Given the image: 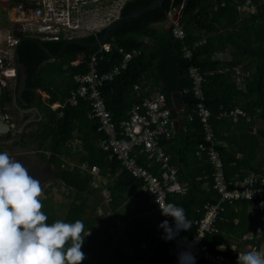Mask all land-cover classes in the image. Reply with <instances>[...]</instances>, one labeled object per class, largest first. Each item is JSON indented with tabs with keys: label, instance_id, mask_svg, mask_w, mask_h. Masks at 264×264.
I'll return each mask as SVG.
<instances>
[{
	"label": "trees",
	"instance_id": "trees-1",
	"mask_svg": "<svg viewBox=\"0 0 264 264\" xmlns=\"http://www.w3.org/2000/svg\"><path fill=\"white\" fill-rule=\"evenodd\" d=\"M20 1L8 3L12 6ZM154 1L127 0L120 16L141 11ZM246 6L254 10L248 12ZM173 9H181L184 39L175 38L170 27H156L168 21ZM105 34L103 29L97 36L44 42L23 36L17 47V83L13 88H3L2 105L9 111L16 92L17 103L41 112L31 142L37 144L35 151L40 159L53 166L54 176L74 193L69 195L72 201L63 205V217L58 214L60 204L54 208L50 200L42 201L41 210L49 217L48 223L79 219L85 232L90 231L81 248L86 254L81 264H102L106 260L107 264H172L175 247L162 239L164 232L157 228L164 216L153 197L142 190V183L99 148L98 121L89 116V103L81 100L76 106L66 104L52 109L53 104H64L69 99L79 86V78L89 71L87 62L72 66L69 61H76L77 54L86 60L97 54L95 44ZM108 43L111 51L97 54L100 73L111 71L123 61L120 49L142 51L129 62L126 71L101 90L115 124L119 127L132 107L154 92L164 94L170 106L175 107L174 118L182 117L181 130L164 146L169 164L178 168L181 181L187 185L186 194H176L169 202L184 209L191 227L181 231L192 239L197 233L195 222L203 218L208 203H220L221 195L213 189V167L207 151L198 155L200 144L207 148L210 144L197 114L199 101L189 71L199 68L206 80V105L213 112L214 139L220 142L217 148L227 180H240L250 173L264 174V160L254 164L264 129L258 133L253 130L257 120L264 121V0H164L153 10L117 22L110 30ZM185 47L192 50V58H185ZM219 53L228 57L220 58ZM135 85L140 87L138 92ZM43 93L48 97L44 98ZM238 108L246 112L239 114L238 120L233 116L220 117L223 112ZM76 141L80 148H73ZM17 142L22 144L24 138ZM72 162L73 167L69 165ZM143 164L153 172L158 170L148 162ZM93 167L98 168L100 180L89 172ZM262 202L264 199L221 202L224 210L219 232L206 235L203 247L215 250L216 246L230 245L254 230L264 222ZM116 219L122 225L114 223ZM260 241H264V233ZM125 246L135 254L124 251Z\"/></svg>",
	"mask_w": 264,
	"mask_h": 264
},
{
	"label": "built area",
	"instance_id": "built-area-1",
	"mask_svg": "<svg viewBox=\"0 0 264 264\" xmlns=\"http://www.w3.org/2000/svg\"><path fill=\"white\" fill-rule=\"evenodd\" d=\"M126 1L22 0L12 6L7 4L12 16L0 15V85H8L9 81L17 76L16 48L23 36L43 42L72 41L89 35L97 36L120 17V11ZM108 7L112 8L107 10ZM168 18L173 36L184 39L186 33L180 23L181 9H173L168 14ZM97 48L99 51L97 54L110 52L111 44L106 42ZM183 51L185 58H192L191 49L185 47ZM120 52L123 54V61L105 73H100L98 69L97 54L92 55L88 60L84 55L79 54L72 65L79 66L87 62L89 71L79 78V86L72 91L69 99L64 104L52 105V109L57 110L66 104L76 106L81 100L88 102L89 116L98 121L96 131L101 136L99 148L108 153L111 159L120 162L122 170L142 183V190L153 197L154 204L160 211L158 203H170L169 198L187 192V185L181 181L178 168L169 164L170 157L164 146V142L177 136L179 127H176V118H174L175 107L170 106L164 94L154 92L135 104L128 118L118 127L101 90L106 83L114 81L126 71L129 62L140 56L142 51L133 49L125 52L120 49ZM189 74L195 86V96L199 101L197 114L206 130V141L210 144L208 148L200 144L198 155L201 156L202 152L207 151L208 161L213 167V189L221 195L220 203L240 199H264V174L250 173L240 180H227L224 162L217 148L220 142L214 139L213 112L206 105L204 91L206 80L197 67H192ZM134 90L138 92L139 85H135ZM239 114L246 115V112L238 108L233 112L225 111L220 117L233 116L237 119ZM147 162L153 168L157 167V172L145 167L143 163ZM89 172L94 175L98 174L99 170L93 167ZM220 203L207 204L205 215L195 222L197 233L192 239L187 238L180 231L174 239L169 240L175 247L176 257L172 264H178V252L181 250L191 251L195 256V264H237V255L241 252L250 250L264 252V241L259 242L264 233V222L258 224L253 231L243 234L237 242L230 245L223 244V250L218 246L215 250L203 247L206 235L219 232V222L223 220L221 212L224 210ZM163 216L162 221L167 220L170 225L173 224L171 216ZM157 228L164 232L163 228L158 226Z\"/></svg>",
	"mask_w": 264,
	"mask_h": 264
},
{
	"label": "clouds",
	"instance_id": "clouds-1",
	"mask_svg": "<svg viewBox=\"0 0 264 264\" xmlns=\"http://www.w3.org/2000/svg\"><path fill=\"white\" fill-rule=\"evenodd\" d=\"M41 195L40 181L8 152H0V264H81L86 259L81 248L90 231L85 232L79 219L48 223L49 217L41 210ZM158 204L162 215L173 218L171 225L167 220L158 225L164 229L162 239L172 240L181 230L190 229L182 207ZM218 248L223 250V244ZM236 260L237 264H264V252H241ZM178 264H195V256L189 250H181Z\"/></svg>",
	"mask_w": 264,
	"mask_h": 264
},
{
	"label": "rangeland",
	"instance_id": "rangeland-1",
	"mask_svg": "<svg viewBox=\"0 0 264 264\" xmlns=\"http://www.w3.org/2000/svg\"><path fill=\"white\" fill-rule=\"evenodd\" d=\"M9 0H0V15L3 14H10L12 16V12L10 11L9 7L7 4ZM110 5V4H109ZM109 8L112 7H108L107 10H109ZM246 9L248 8V6L245 7ZM254 9L251 7H249L247 9L248 12L253 11ZM158 28H168L170 27L169 23H166L164 25H158L156 26ZM218 57L220 58H227L228 54H224V53H219L217 54ZM71 64H73L75 61H69ZM241 70H239L238 74L240 73ZM14 80L9 81L10 85H13ZM44 98H47L48 96L43 93L42 94ZM12 111L14 110L15 113V119H18L17 122V127L18 129L21 128L22 123H24L25 121L22 120V117H24L23 115H21V113L18 112V108H16L13 104H12ZM264 129V121L262 120H257V123L254 126V132L258 133L259 130ZM177 131H179V128L177 129ZM73 148H80V143L78 141L73 143ZM4 151L9 152L12 151L11 147L9 145H6L5 148H3ZM15 151V150H14ZM263 159L264 160V135L260 136V145L258 148V156L257 159L254 161V164L257 165V163ZM75 165V163H71L70 166L73 167ZM39 172H36L35 175L33 176L32 173L34 171H28L29 174L31 176H33L35 179L40 181L41 187H42V195L39 198L42 201L46 200V202H48V200H50V202L52 201V204L54 205V208H57V206H59L60 204V209H58V214L60 215V217H63L64 212L66 211V208L63 206L65 204H68L69 202L72 201V196L69 197V195H74V193H72L71 191H69L66 187H64V185L61 183L60 180H58L55 176V170L53 169V166L50 167L48 165H44L42 163V165H39ZM86 169V167H84V170ZM94 178L95 180H100V175L98 174H94ZM98 182V181H97ZM97 185L99 184H95V187H97ZM51 204V203H50ZM124 251L129 252L130 249H128V247H123ZM109 263V262H108Z\"/></svg>",
	"mask_w": 264,
	"mask_h": 264
},
{
	"label": "crops",
	"instance_id": "crops-1",
	"mask_svg": "<svg viewBox=\"0 0 264 264\" xmlns=\"http://www.w3.org/2000/svg\"><path fill=\"white\" fill-rule=\"evenodd\" d=\"M169 18H168V21L167 22H165V23H162V24H157L156 26H158V25H164V24H166V23H169ZM163 28V27H162ZM161 28V29H162ZM181 103V102H180ZM16 108H18V112L19 113H21V115H23L24 117H22V120H24L25 122L24 123H22V131H25V132H27V130H28V128H30V127H32V124H34L33 123V120H41V117H39V115H40V111L38 110V109H36V108H28L25 104H22V105H20L19 103H17V102H15L14 101V99H13V103H12ZM12 104H11V106H12ZM179 107V108H182L183 107V105L182 104H176V107ZM184 109V108H183ZM184 111V110H183ZM182 118V117H181ZM181 118H178V119H176V127H179V130H181V128H182V126H181V124H182V120H181ZM236 120H238V118L236 119ZM15 121H16V123H17V121H18V119H15ZM254 130V129H253ZM18 143V142H17ZM10 147H11V150L12 151H9L8 152V154H9V156L10 157H12L13 159H15V160H18V161H20L23 165H24V167L25 168H27L29 165H28V161H27V159H29L30 157H33V156H35V157H37L38 159H37V162H38V165H42V163L44 164V165H47V164H45L40 158V155L37 153V151H35L36 152V154H37V156L35 155V153L32 151V148H30L31 146H29L28 144H26L25 142H22V144H19V146L18 145H16V144H12V145H10ZM36 147H33V149H35ZM15 150V151H14ZM71 164V163H70ZM108 212V211H107ZM88 213H90V211L88 212ZM109 214V213H108ZM111 215V214H110ZM108 216V215H107ZM114 223H117L118 224V226H120V225H122V222H121V220H118V219H116L115 221H114ZM120 237L123 235V230H122V228L120 229ZM127 247V246H126ZM147 247V245H144V250H145V248ZM128 249H130V251L128 252V253H131V255H134L135 254V251L134 250H131V248L128 246ZM153 252V251H152ZM107 262V260L104 262L103 261V263L102 264H107L106 263Z\"/></svg>",
	"mask_w": 264,
	"mask_h": 264
},
{
	"label": "flooded vegetation",
	"instance_id": "flooded-vegetation-1",
	"mask_svg": "<svg viewBox=\"0 0 264 264\" xmlns=\"http://www.w3.org/2000/svg\"><path fill=\"white\" fill-rule=\"evenodd\" d=\"M16 58H17V56H16ZM17 74H18V71H17ZM16 78L13 79L14 80L13 85H10L8 83V85H6V86H10V88H13L15 86V84L17 83V79ZM1 87H2V89H1V109H0V115H1V119H3L4 122H7L10 125V128H11V131L10 132L0 134L1 152L4 151L3 148H5L6 145H9L10 146L12 144H16V145L19 146V144L18 143H15V142L18 141V140H19V142H21V140L24 138V142L26 144H28L29 146H31L30 148H32V151L37 156V154L35 152L36 148L33 149V147H37V144L34 143V142H31V141H33V139H32V133L37 130V128H36V126L38 125L37 119L36 120H33V123H34L33 124V127L28 128L27 132L22 131V127L20 129H18L17 123H16L15 118H14L15 117L14 116L15 115L14 110L12 111V109H13L12 106L10 105V108H9L10 110L9 111H5L6 108L3 107V105H2V93H3V88L5 86H1ZM14 96H16V99H17L16 92L13 93V99H14ZM7 135H10L11 137L10 138H7L6 137ZM23 135H26V136L28 135V137H24ZM37 159L38 158L35 157V156L30 157L29 159H27L29 166L26 169L28 171H34L32 173L33 176H36L35 173L36 172H39V170H40L39 165H38V162H37Z\"/></svg>",
	"mask_w": 264,
	"mask_h": 264
},
{
	"label": "water",
	"instance_id": "water-1",
	"mask_svg": "<svg viewBox=\"0 0 264 264\" xmlns=\"http://www.w3.org/2000/svg\"><path fill=\"white\" fill-rule=\"evenodd\" d=\"M163 1L164 0H155L150 6H148L147 8H145V9H143L141 11L132 13V14L126 16V17H119L118 19L114 20L111 24H109L106 27V34H105L104 39L102 41H99L98 43H96L95 47H98V46H100V45H102V44H104V43H106L108 41L110 30L117 22H120L122 20H129V19L135 18L137 16H140V15L146 13L147 11L153 10V9H155L158 6H161ZM44 49L46 50V52L49 55H51L46 47ZM64 51H65V46L62 49V53L61 54H64ZM16 56H17V48H16ZM1 89H2V87L0 86V109H1ZM14 101L17 102L16 96H14ZM10 131H11L10 125L7 122H4V120L1 119V115H0V134L8 133Z\"/></svg>",
	"mask_w": 264,
	"mask_h": 264
}]
</instances>
